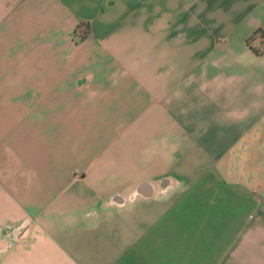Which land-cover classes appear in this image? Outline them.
Masks as SVG:
<instances>
[{"label":"crops","instance_id":"obj_1","mask_svg":"<svg viewBox=\"0 0 264 264\" xmlns=\"http://www.w3.org/2000/svg\"><path fill=\"white\" fill-rule=\"evenodd\" d=\"M264 0H0V264H264Z\"/></svg>","mask_w":264,"mask_h":264},{"label":"trees","instance_id":"obj_2","mask_svg":"<svg viewBox=\"0 0 264 264\" xmlns=\"http://www.w3.org/2000/svg\"><path fill=\"white\" fill-rule=\"evenodd\" d=\"M260 36V38L264 39V31L263 30H260L258 32H256L255 36Z\"/></svg>","mask_w":264,"mask_h":264}]
</instances>
